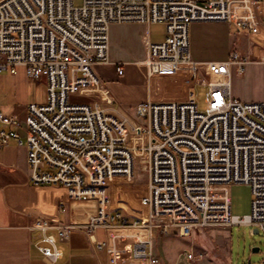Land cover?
Wrapping results in <instances>:
<instances>
[{
    "label": "built area",
    "instance_id": "obj_1",
    "mask_svg": "<svg viewBox=\"0 0 264 264\" xmlns=\"http://www.w3.org/2000/svg\"><path fill=\"white\" fill-rule=\"evenodd\" d=\"M264 0H1L0 73L26 69L32 81L45 80L47 101L26 108V143L32 186H58L72 200L97 202L84 224L59 226L60 235L82 227L103 229L108 264H161L155 232L245 226L264 235V101L243 102L232 94V70L264 57L234 54L222 62H197L190 50L194 23L224 22L246 31L252 41L264 26ZM164 26V39L146 46V77L161 81L160 100L124 109L95 72L112 63L114 25ZM264 48L256 42L255 48ZM124 75V63L117 62ZM167 79H172L167 81ZM175 81H174V80ZM167 81V82H166ZM182 85L185 91L179 90ZM197 86L207 88L199 110ZM164 88V89H163ZM0 123L17 124L0 111ZM21 137L0 132V148ZM146 176L140 200L145 222L111 209V179ZM252 189L251 213H232V187ZM39 248L45 264L62 257L54 236ZM199 262L205 254L187 255Z\"/></svg>",
    "mask_w": 264,
    "mask_h": 264
},
{
    "label": "crops",
    "instance_id": "obj_2",
    "mask_svg": "<svg viewBox=\"0 0 264 264\" xmlns=\"http://www.w3.org/2000/svg\"><path fill=\"white\" fill-rule=\"evenodd\" d=\"M261 8L264 10V4L261 5ZM123 25L127 26L114 25L111 27L112 63L97 65L95 72L99 77H102L107 68L112 70L115 75L113 82H121L126 74L131 77L130 74L137 73V84L141 86L142 92L136 105L145 103L147 100H160L161 97L156 91L162 87L161 81L152 80L149 83L145 69L138 64L145 59L149 38L152 42H158L152 38V27L149 36V30L144 29L142 25ZM212 26V22H199L191 25L190 50L194 61L208 62L197 58L193 43L199 40L201 45L206 44V41L210 39ZM255 36L258 41H264V26L261 33ZM247 37H249L248 33ZM204 40L206 41L204 42ZM254 51L255 45H252L247 46L246 49L241 48L235 54L238 53L242 57L248 58L245 55L249 53L250 58ZM134 59L137 60L134 61ZM117 62L124 63L123 76L117 74V65L115 64ZM237 73V67H234L231 77L232 86ZM103 80L117 100L110 84L112 82L105 77ZM126 84H132L130 78ZM179 90L184 92L185 86L182 85ZM232 94L237 100V94H234L233 90ZM27 107L28 105L13 107L0 104V111L5 116H13L17 123L10 126L0 123V132L17 131L22 141L20 143L18 139H11L8 146L0 148V264H45L39 248L45 245L42 240L49 235L56 238L57 246L62 252V257L56 264H108L106 250L99 249L97 246L99 242L106 240V233L103 229L91 233L88 230H82V227H75L63 237L58 231L60 225L68 224L71 221L80 224L88 223L90 217L96 214L97 203L95 201L68 202L67 190L62 187H34L31 185L25 124ZM116 183V181L112 182L113 185ZM64 202L68 204L67 209H63L61 206ZM39 213L48 217L55 226L33 227ZM228 231L214 229L210 233H205L204 230L198 229L193 232L192 237H182L176 229H172L167 235H161L159 231H156L155 254L161 264H234L233 254L227 245ZM177 237L192 238L191 248L189 250L178 248L175 243ZM201 253H204L205 257L199 262L189 260L187 257L188 254L197 256Z\"/></svg>",
    "mask_w": 264,
    "mask_h": 264
},
{
    "label": "rangeland",
    "instance_id": "obj_3",
    "mask_svg": "<svg viewBox=\"0 0 264 264\" xmlns=\"http://www.w3.org/2000/svg\"><path fill=\"white\" fill-rule=\"evenodd\" d=\"M83 2L84 0H74L76 7H81ZM212 23L209 41L204 40V42L206 41L204 45H201L199 40L193 43V48L199 59L208 62L224 61L232 58L241 48L246 49L247 46L256 45L258 41L256 36L254 38L255 41L250 40L247 37V32L243 30L239 31L236 26L224 22ZM163 35L164 26H152V38L154 41L162 40ZM260 43L264 44V41ZM249 53L245 55L248 58ZM263 55L264 48L256 47L254 54L250 58L254 60L255 57H262ZM130 75L131 77L126 74V77L121 82H113L115 78L114 72L107 68L104 75L100 76V78L104 79L105 77L112 82L110 83L113 88L112 90H114L119 104L126 110H130L136 106L142 92L141 86L137 84V73ZM129 78L132 84H126ZM169 80L171 81L172 79H167V81ZM232 90L234 94H237V100L239 101H264V63L248 62L245 65L244 71L235 75ZM194 92L199 110L204 111L206 109L205 97L207 88L197 86ZM46 101L47 88L45 80H30L24 67H19L16 74H11L9 71L0 73V104L14 107L33 103L41 104L46 103ZM132 179L131 182L116 180V185L111 184V209L123 211L131 209L146 215V209L140 206V198L146 192V176L139 172ZM252 199V189L249 185L234 184L232 187L233 215L240 216L241 218L248 216L251 213ZM61 206L63 209H67L68 204L64 202ZM130 217L132 220L134 219V217ZM214 229L229 230L227 232L229 239L227 245L233 254L234 264H264V235L262 233L252 234L253 228L245 226H234L231 229L222 227L210 228L205 233H210ZM82 230L86 229L82 228ZM175 243L178 248H187L189 250L192 238L177 237ZM255 249H258V251H254Z\"/></svg>",
    "mask_w": 264,
    "mask_h": 264
},
{
    "label": "bare ground",
    "instance_id": "obj_4",
    "mask_svg": "<svg viewBox=\"0 0 264 264\" xmlns=\"http://www.w3.org/2000/svg\"><path fill=\"white\" fill-rule=\"evenodd\" d=\"M264 4V3H263ZM149 43V42H148ZM148 43H147V45H148ZM146 58V57H145ZM144 61L146 62V59H144L142 62H140V63H144ZM116 180H121V181H124V182H131L133 179H131V178H128V179H111L110 181H109V184L111 185L112 184V182H114V181H116ZM62 188H64V189H66L65 187H62ZM67 190V189H66ZM67 196H68V190H67ZM73 201H79V202H83V203H88V202H90V201H83V200H80V199H74V200H72V199H70L69 197H68V202H73ZM97 203V202H96ZM140 206L142 207V208H144V209H146V215L145 214H143V213H141V212H138V211H135V210H129V211H125L129 216H132V217H136V218H139V219H141V220H143V221H147L148 220V217H149V209L147 208V207H145V206H143L142 205V203H141V200H140ZM97 211H98V206H97ZM97 211H96V214H97ZM95 214V215H96ZM94 216V215H93ZM92 216V217H93ZM92 217H90V220H91V218ZM36 219H37V222H35V224H34V226L33 227H46V226H55V225H53L52 224V222H51V220L48 218V217H46V216H44V215H42L41 213H39L37 216H36ZM89 220V221H90ZM88 221V222H89ZM71 223H74V224H79V225H84V224H80V223H76V222H69L68 224H65V225H70ZM86 224V223H85ZM64 225V226H65ZM61 227H63V225H60ZM198 229H200V228H195L194 230H193V232L194 231H196V230H198Z\"/></svg>",
    "mask_w": 264,
    "mask_h": 264
},
{
    "label": "water",
    "instance_id": "obj_5",
    "mask_svg": "<svg viewBox=\"0 0 264 264\" xmlns=\"http://www.w3.org/2000/svg\"><path fill=\"white\" fill-rule=\"evenodd\" d=\"M254 234H258V231H254ZM254 251H258V249H255Z\"/></svg>",
    "mask_w": 264,
    "mask_h": 264
}]
</instances>
